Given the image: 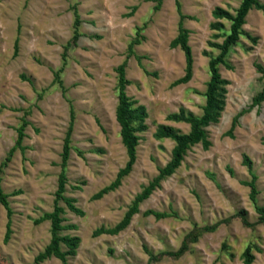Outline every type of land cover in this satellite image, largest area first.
<instances>
[{
	"label": "rangeland",
	"instance_id": "obj_1",
	"mask_svg": "<svg viewBox=\"0 0 264 264\" xmlns=\"http://www.w3.org/2000/svg\"><path fill=\"white\" fill-rule=\"evenodd\" d=\"M240 3L0 0V187L12 211L9 217L0 206V264H63L54 256L37 259L51 238L50 222L40 220L55 205L63 210L59 236L79 239L74 254L60 245L65 264H246L245 252L249 264H264V221L255 210L264 207V101L252 107L264 88L258 71L264 69V14L254 8L217 65L226 84L216 122L203 128L208 146L188 149L123 230L97 234L115 229L171 160L175 143L157 138L158 128L187 134L189 124L171 116L181 110L202 116L209 60L231 26L212 13L235 16ZM180 28L188 32L192 55L191 77L183 83L177 82L185 77V56L172 46ZM123 64L125 93L146 117L131 122L139 139L131 171L97 197L128 162L115 120ZM23 122L22 148L12 152ZM69 130L62 195L81 214L56 198Z\"/></svg>",
	"mask_w": 264,
	"mask_h": 264
},
{
	"label": "trees",
	"instance_id": "obj_2",
	"mask_svg": "<svg viewBox=\"0 0 264 264\" xmlns=\"http://www.w3.org/2000/svg\"><path fill=\"white\" fill-rule=\"evenodd\" d=\"M162 0H157L160 4ZM260 10L264 14V4H261L258 0H241L239 7L236 9L235 16H230L227 12L216 9L212 13V17L215 20L220 19H229L231 21L230 31L227 37L224 39L222 45L218 46L220 49V53L215 58H211L209 60V71H210V80L207 83V88L205 92V106L203 108V114L200 117L195 116H187L184 111L181 110L179 114L171 116V119L175 121H183L189 124L190 131L187 134H179L175 132L170 127L161 126L157 130L156 137L157 138H168L174 141L175 146L171 152V160L159 170L158 176L146 187L143 191L135 197V200L132 206L129 208L123 220L115 227V229L110 231L99 230L97 234L101 233H110L115 234L119 231L123 230L129 223L131 217L138 212L139 204L146 200L152 192L159 187L160 182L163 181L166 177L170 176L176 168L181 164L184 155L187 150L192 146L201 143L203 146H208V142L206 140V134L203 128L207 127L210 123L216 122L219 112L223 107V85L226 84L224 80L221 79L217 65L223 63L224 57L226 56L229 48L237 42L241 27L245 23V17L249 10L251 9ZM78 24L79 17L74 11V33H73V42H76L79 33H78ZM188 40V32L183 28L179 29L178 36L173 40L172 46H179L184 53L185 62H186V72L185 77L182 80H179L177 83L187 82L191 77V69H192V55L190 47L187 44ZM17 46V44H15ZM125 64L121 65L117 69L118 74V96H117V106L115 108V120L120 128V138L122 145L126 150V154L128 157V162L125 167L118 173L116 181L107 189L102 190L97 194V197H101L107 191L114 189L119 185L120 180L123 176L127 175L135 162L136 157V147L138 145V137L135 135L136 129L131 125L132 121H137L139 124L143 123L146 113L144 107L142 106H134L135 102L132 101L125 93L126 85L128 81L125 78ZM258 71L264 76V69L258 67ZM55 80H58V76L55 75ZM264 101V88L252 99V107L259 106ZM240 116L237 115L236 119ZM26 122H23L22 126L17 130V140L12 152L17 148H22L21 144L23 141V130L25 128ZM70 130L67 132L64 143H63V151H62V166L61 172L58 178V188L56 192L57 200H62L67 208L76 214H81V212L74 206L73 201L71 199H67L63 197V193L65 191L66 185V175L64 171V167L69 158L70 152ZM11 152V153H12ZM244 164L251 170V165L247 157H244ZM253 181L249 184L251 188L250 199L255 203L256 189L254 186V180L256 179L254 175H252ZM8 196L3 193L0 187V206H2L6 211L8 216L12 215V211L9 207V203L7 200ZM256 212L258 213L260 220L264 221V207H255ZM63 210L55 205L53 211L51 213L45 214L40 221H49L50 222V242L45 248V251L38 256V261H43L46 258L54 256L59 259L63 264L66 263V254L63 253L60 249V245L63 244L67 248L68 254H74L78 244L79 239L77 237L70 236H59V231L63 229L62 222L64 221L61 217ZM151 213V212H149ZM157 217H162V214H153ZM10 234V222L7 223V235ZM251 256L248 252H245V262L249 264L251 262Z\"/></svg>",
	"mask_w": 264,
	"mask_h": 264
}]
</instances>
